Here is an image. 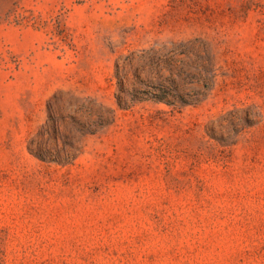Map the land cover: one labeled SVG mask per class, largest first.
Masks as SVG:
<instances>
[{"label":"rangeland","instance_id":"obj_1","mask_svg":"<svg viewBox=\"0 0 264 264\" xmlns=\"http://www.w3.org/2000/svg\"><path fill=\"white\" fill-rule=\"evenodd\" d=\"M0 264H264V0H0Z\"/></svg>","mask_w":264,"mask_h":264}]
</instances>
